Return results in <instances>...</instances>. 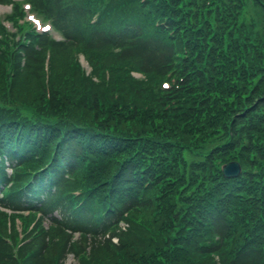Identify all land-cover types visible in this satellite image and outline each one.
<instances>
[{
  "label": "trees",
  "instance_id": "1",
  "mask_svg": "<svg viewBox=\"0 0 264 264\" xmlns=\"http://www.w3.org/2000/svg\"><path fill=\"white\" fill-rule=\"evenodd\" d=\"M35 2L67 41L0 24V206L51 224L17 248L0 212V264H264V0Z\"/></svg>",
  "mask_w": 264,
  "mask_h": 264
},
{
  "label": "rangeland",
  "instance_id": "2",
  "mask_svg": "<svg viewBox=\"0 0 264 264\" xmlns=\"http://www.w3.org/2000/svg\"><path fill=\"white\" fill-rule=\"evenodd\" d=\"M247 11H248V17H249V19H254L255 18V9L252 8V7H250ZM8 12H9L8 7L0 6V16L4 17ZM50 33L51 34H54V32L52 30L50 31ZM14 226L15 225H11L10 227L8 226L9 230L12 227L14 228ZM17 226L18 227H16V230L21 233L22 232L21 224L17 223ZM127 229H128V226L124 228V231H126ZM119 231H123V229L122 230H119ZM11 238H12L11 239V243L13 245H16L17 244V242H15L16 241V237L14 235H12ZM75 239H76L75 240L76 242L79 241L78 236L75 237ZM115 242L116 241L114 240V243ZM85 248H86L85 249L86 255H89L91 253V251L89 250L90 247H88V245H87ZM13 249H15V248H13ZM61 263L62 264H79V260L76 257H74V255H72L71 253H67L66 256H65V258H64V260L63 261L61 260Z\"/></svg>",
  "mask_w": 264,
  "mask_h": 264
},
{
  "label": "water",
  "instance_id": "3",
  "mask_svg": "<svg viewBox=\"0 0 264 264\" xmlns=\"http://www.w3.org/2000/svg\"><path fill=\"white\" fill-rule=\"evenodd\" d=\"M240 165L237 162H230L223 166V174L226 177H236L240 174Z\"/></svg>",
  "mask_w": 264,
  "mask_h": 264
}]
</instances>
